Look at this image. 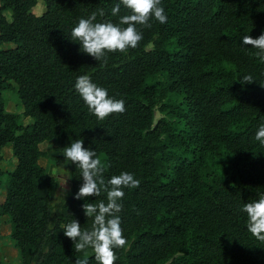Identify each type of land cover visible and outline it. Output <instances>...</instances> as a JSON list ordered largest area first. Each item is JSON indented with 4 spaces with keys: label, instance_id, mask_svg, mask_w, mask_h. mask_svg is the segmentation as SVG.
Listing matches in <instances>:
<instances>
[{
    "label": "trees",
    "instance_id": "trees-1",
    "mask_svg": "<svg viewBox=\"0 0 264 264\" xmlns=\"http://www.w3.org/2000/svg\"><path fill=\"white\" fill-rule=\"evenodd\" d=\"M38 1L0 0V161L4 146L16 160L12 170L0 166V216L20 263L85 258L64 229L76 220L92 230L83 205L107 199L74 198L81 171L63 151L83 140L104 162L106 180L128 172L140 181L123 189L127 244L115 250V264H264V242L242 211L264 195V145L255 140L264 124V62L242 39L264 34V0H161L167 22L138 25V47L108 54L107 64L82 52L71 31L93 12L96 22L118 24L130 14L121 5L111 15L119 0H41L35 14ZM81 75L124 100L126 111L98 120L75 90ZM246 75L254 82L242 83ZM8 89L21 112L5 110ZM52 140L54 167L68 177L58 200L60 180L39 163L40 145Z\"/></svg>",
    "mask_w": 264,
    "mask_h": 264
},
{
    "label": "clouds",
    "instance_id": "clouds-1",
    "mask_svg": "<svg viewBox=\"0 0 264 264\" xmlns=\"http://www.w3.org/2000/svg\"><path fill=\"white\" fill-rule=\"evenodd\" d=\"M121 5L130 14L123 15L118 24L112 22H96L97 13L93 12L88 18L79 20L71 31V39L81 45L82 52L92 56L96 61L107 64L110 53L126 54L129 49L138 47L143 39L142 32L137 28H151L150 21L160 24L167 22V15L161 6V0H119L111 9V15L117 16ZM103 9L99 15L104 16ZM125 25V27H121ZM243 45L257 49L254 56L264 62V34L258 38L250 35L242 37ZM242 83L254 82L251 75L243 77ZM75 90L82 97L90 113L98 120H105L112 114H122L126 111L125 101L110 97L107 89L97 86L89 76L81 75L75 82ZM255 140L264 145V124L255 133ZM65 161L75 164L81 171L83 180L74 198L86 200L106 193L107 203H85L83 210L86 217H93L92 230H82L78 221L73 220L64 229V235L74 242L77 252H84V259H76L75 264H88L86 250L94 251L97 264H115L118 259L115 250L124 248L127 244L121 227L122 203L125 196L123 189L137 188L140 181L128 172H121L105 179V165L97 156L95 150L85 148L83 140H76L64 148ZM67 180L60 186L66 192ZM242 211L247 215V229L259 241L264 242V195L253 202L245 203Z\"/></svg>",
    "mask_w": 264,
    "mask_h": 264
},
{
    "label": "rangeland",
    "instance_id": "rangeland-1",
    "mask_svg": "<svg viewBox=\"0 0 264 264\" xmlns=\"http://www.w3.org/2000/svg\"><path fill=\"white\" fill-rule=\"evenodd\" d=\"M43 8H44V5H43L42 1L39 0L37 2V4L32 8L31 11L33 13H35V14H39V13L42 12ZM2 97L4 99V107H5V110L7 112H21L22 111V108H21V105H19V102H18V106H16V104L14 103V101H17V99H18V97H17L16 92H15L14 89H8V90L4 91L3 94H2ZM31 121L32 120H31L30 117H24V116H22L21 119H20V122L23 125L30 124ZM54 143H55V141L52 140V141H49V142H46V143H43V144L40 145L41 150L44 151L46 153V155L43 156V157H40L39 163L51 175H54L56 178H58L60 180V185L65 180H67V184H66L65 187L68 188V177H67L66 172H58L56 170V168L54 167V162H53V159H52V145ZM7 147H10V146H7ZM5 152L6 151L4 150L3 151L4 159H5V156H6ZM14 164H15V160L14 161H8V159H6V160H4L1 163V168L8 169V170H12L13 167H14ZM0 190L3 191L4 190V187H2ZM2 194H3V192H1V195ZM65 195H66V192H64L61 189V186H60L59 189H58V192L56 194L55 200H58V199H60L61 197L65 196ZM5 219H8V218L5 216ZM1 221H3V220H1ZM8 222L9 221H7L6 223H8ZM0 259H2L1 253H0ZM10 264H16L15 260L10 261Z\"/></svg>",
    "mask_w": 264,
    "mask_h": 264
},
{
    "label": "crops",
    "instance_id": "crops-1",
    "mask_svg": "<svg viewBox=\"0 0 264 264\" xmlns=\"http://www.w3.org/2000/svg\"><path fill=\"white\" fill-rule=\"evenodd\" d=\"M18 102L20 105V101L18 99H17V101H14L16 106H18ZM4 150L6 151L5 152V154H6L5 159H4V154H3ZM1 151H2V155H3V159L0 161V166H1V163L6 159H8V161H14L15 160V158L12 156V152H11L10 147L4 146L1 149ZM14 166H15V164H14ZM0 191L3 192V194L0 195V200L3 201L4 195H5V188L3 191L2 190H0ZM1 220H3V221H1ZM7 221H8V219H5L4 215L0 216V253L2 255V259H0V264H10V261H12V260H15L16 264H21L18 250L10 238V224H9V222L6 223Z\"/></svg>",
    "mask_w": 264,
    "mask_h": 264
}]
</instances>
